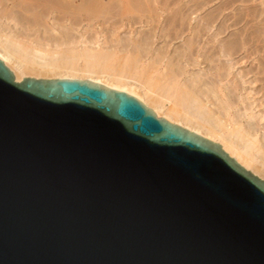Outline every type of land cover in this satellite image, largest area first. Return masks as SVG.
Instances as JSON below:
<instances>
[{
  "label": "water",
  "instance_id": "obj_1",
  "mask_svg": "<svg viewBox=\"0 0 264 264\" xmlns=\"http://www.w3.org/2000/svg\"><path fill=\"white\" fill-rule=\"evenodd\" d=\"M0 264H264V178L126 92L0 60Z\"/></svg>",
  "mask_w": 264,
  "mask_h": 264
},
{
  "label": "bare ground",
  "instance_id": "obj_2",
  "mask_svg": "<svg viewBox=\"0 0 264 264\" xmlns=\"http://www.w3.org/2000/svg\"><path fill=\"white\" fill-rule=\"evenodd\" d=\"M86 1L88 0H0V23H2L0 24V60L6 62V66L11 68L17 82H21L25 77L27 78V75H34L36 78H41L37 76H46L47 74L45 73H48V78L49 74L50 76L52 75V79L78 80V75H76L77 77L75 76L78 67L70 57H56L55 53V55L53 54L54 56L47 55L39 48L27 46L26 41L30 39L28 36L31 35L32 31L30 29L31 32L29 31L30 33L28 36L23 35L26 29H21L23 33L19 32L20 29L18 30L19 26L14 16L15 11L18 10L22 12L28 19L27 22H30L29 25L31 27H39V25L43 23L46 28L47 25L44 24V21L46 18L49 19L51 16L54 17L53 15H64L63 18H66V15L68 13L70 15L71 13L69 11H73V13H71L73 14L72 17L77 15L82 19L83 13L88 9V2ZM152 1L158 2V0ZM96 2L97 0H90L91 4L89 6L92 7ZM134 3L136 4L135 1ZM145 3L143 2V7ZM151 4L156 5L152 2ZM116 6L117 5H114V7ZM137 6L139 7V5ZM105 9L107 10V7ZM134 11H136V8ZM144 11L146 10L144 9L143 12ZM147 11L149 12V9H147ZM147 11L145 13H147ZM102 12H104V10ZM131 13H133V11ZM118 15L121 16L119 13ZM127 16L129 17L128 12ZM145 17L146 18L143 19L148 20L145 23L150 25L158 16L150 14ZM53 19L56 20V18ZM131 19L133 18L131 17ZM178 19L176 21H178ZM55 20L52 21L55 22ZM75 20H77V18ZM134 20L135 19H133V21ZM149 20L153 21L150 22ZM74 21L72 22L74 23ZM121 22L123 23L122 20ZM137 23L139 24V22ZM158 23L156 22V24ZM186 23L187 22L181 21L179 25H176L175 22V25L173 27L170 26V28L165 24L164 28L167 27L168 29H163L162 32H160L162 33V39L164 38L165 40L163 42H166L168 45L167 49L170 43V40L169 42L167 40V36H170V39L172 38L171 35H168L169 30H173L175 40L193 32V36L191 35L192 38L188 37L190 41H186L187 43L184 41L183 46H185V48H182V53L179 52L180 54H177V56L172 55L167 49L166 51H159L161 49H156L154 41L156 36H149L148 32L145 34L148 35L147 37L145 35L144 37H140L142 32L139 33L140 36H138V39L129 40L128 44L123 45L117 50V53L109 52L108 50L84 51L85 70H83L89 74L88 81L106 88L126 92L140 100L157 116L171 121L185 129L194 131L198 135H206L211 141H220L222 149H225L230 155H233L234 158L237 159L236 161H240V165H242L243 168L252 170L256 175L264 178V136H260V124L257 120V116L250 115L249 107L246 105L243 97L237 96L235 88V91H233V88L231 89L230 87L233 92H228V84L225 83L228 74H222L225 69L219 68L217 65H212L217 59L218 62H220L221 58L229 57L230 53H228L227 49L224 47L225 45L222 46V48L221 46L218 48L219 50L221 49L220 53L216 51L217 54L219 53L218 55H216V52L215 54L211 51L208 52L209 48H207V46L210 44V41L207 42L203 40L199 32L194 29L193 31L191 24ZM80 26H82V23ZM152 26H154V28L156 27L155 25ZM152 26L149 28L153 30ZM39 28H41V26ZM226 30H228V28L224 27L220 35ZM155 33L156 32H154V35ZM38 40H40V38ZM30 41L31 40H29V42ZM39 42L37 41L38 45L40 44ZM114 42L116 43V41ZM46 44H43L44 47ZM47 47H49V45ZM182 49L180 48V50ZM237 52L238 51H236V53ZM118 53H122V55L115 60L114 54L117 55ZM173 54H176V52ZM213 57L218 58L214 60ZM200 58L203 61L199 60ZM256 60L257 59H255V61ZM204 64L206 65L205 67H203ZM259 71H261V69ZM34 76L32 78H34ZM245 83L246 82H244V84ZM242 84L243 83H241V85L239 84V86H242ZM239 90L241 91L240 88ZM251 101L252 100H250V102ZM263 111L261 113H264ZM261 113L257 114L261 115ZM238 141H240L239 143L243 142V144H238Z\"/></svg>",
  "mask_w": 264,
  "mask_h": 264
},
{
  "label": "rangeland",
  "instance_id": "obj_3",
  "mask_svg": "<svg viewBox=\"0 0 264 264\" xmlns=\"http://www.w3.org/2000/svg\"><path fill=\"white\" fill-rule=\"evenodd\" d=\"M134 1L136 2V4L134 3ZM134 1L132 0H122V1L121 0H117V1L116 0L115 1L114 0H111V1L110 0H97V2L94 3V5L92 4L93 6L90 7L89 5L91 3H90V0H88L86 1L88 2L87 4L88 9L86 12L83 13L81 17L82 19H80V16L74 15L78 21L75 20L76 18L74 16L72 17L73 14H71L73 13V11H69L71 13L70 15L68 13L66 15V18H63L64 15H57V16L53 15L54 17L51 16L52 18L51 17H49V19L46 18L45 20L46 22L44 21V24L47 25L46 28L44 27L45 25H43L42 23L44 31H43L42 25H39V27L41 26V28L31 27L29 25L30 22L29 21H28L29 23L27 22L28 19L26 18V16L22 12H19L18 10L15 11L14 16H15V21L16 23H18V26H19L18 30L20 29L19 32L23 33L21 29L22 30L26 29L27 31L25 30L24 32L25 34L23 33V35L28 36L29 33L32 31L31 35L28 36L30 38L29 40L31 41L30 42L29 40L26 41L27 46H31L33 48L35 47L39 48L47 55L54 56L56 54V57L72 58V61H74L78 67V70L76 71L77 74L75 73V76L78 75V77L76 76L78 80L79 79L89 80L88 79L89 74H87L84 71L85 70V59H84V54H83L84 51L86 50H99V51L108 50L109 52L117 53V50H119L123 45L128 44L129 40L130 41L136 40L135 38L138 39V36H140L139 33L141 32L142 33L140 37H144L146 32H148L149 36L150 35L156 36L154 40L155 48L161 49L159 51H166L168 45L166 42H163L165 40L164 38L162 39V33L160 32H162L163 29L170 28V26L173 27L175 25V22H176V25H179L181 21L187 22L186 24H191L192 30L194 29V30H197V32H199L203 40L207 42L210 41V44L207 46V48H209L208 52L211 51L215 54L216 51H219L220 53L221 49L219 50L218 48L220 46L222 48V46L225 45L224 47L227 49L228 53H230V56L228 55L229 57L227 58H221L220 62H218V59H217L218 57L217 58L213 57L214 60L216 59L217 60L214 61L212 65L213 66L217 65V67L225 69L224 70L225 73L223 71L222 74L223 75L228 74L226 76L227 80H225V83L228 84V86L226 85L229 89V90L227 89L228 92L230 91L233 92L236 89L235 92L237 93V96L244 98L243 100L245 101L246 105L250 109V115L257 116V120L260 124L259 126L260 136L261 137L264 136V127H263L264 126V119H263L264 115H262L264 113H261L264 110V36H263L264 35V11H263L264 10V0H158V2L152 1V0H134ZM143 2L144 3L146 2L144 7H143L144 5ZM151 2L155 3L156 5L151 4ZM114 5H117V6L114 7ZM137 5H139L140 9ZM146 5L148 6V8ZM130 6H131V9H130ZM106 7H107V10L105 9ZM141 7L143 10L145 9L146 11L147 9H149V12L148 11L147 13H145L146 11L143 12ZM135 8H136V11L138 10L139 11L138 12L134 11ZM103 10L104 12H102ZM131 10L133 11L134 14L131 13L132 12ZM127 12H128L129 17L127 16ZM118 13L121 14V16H119ZM145 14H147L148 16L151 14V15L158 16V17L154 20V22H152L153 20L152 21L149 20L152 23L148 25L147 23H145L148 20L143 19V18H146L145 16H147ZM126 17H128L127 19L129 22L127 21V19H124ZM131 17L135 19L134 21L136 22H134L133 19H131ZM53 18H56V20ZM51 19L55 20V22L52 21ZM177 19L178 21H176ZM121 20L123 21V23L121 22ZM139 20L142 22H140ZM72 21H74V23ZM137 22H139V24ZM156 22L157 23L159 22V23L156 24ZM81 23H82V26H80ZM128 24L130 27L128 26ZM165 24L168 28L167 27L164 28ZM152 25H155L156 27L154 28V26ZM151 26L153 30L155 29L154 31L151 28H149ZM224 27H227L228 30L222 33L223 35L222 34L220 35ZM201 30H202V33H201ZM154 32H156L155 35H154ZM173 33H174L173 30L168 31V35H171L172 38L174 39ZM192 33H190L189 35H186L187 37L183 36L179 39H176V40L174 39L175 41L172 38L170 39V36L169 37L167 36L168 42L170 40V43H171V44L169 43V48L167 50L170 51V53L174 56H177V54L179 55L180 54L179 52L182 53L183 51L182 48H185V46H183L184 41L185 42L190 41L189 38L190 37L192 38L193 36ZM148 35H145V36L147 37ZM39 38L40 40H38ZM37 41L38 42L40 41L39 43L41 44L42 47L40 46V44L38 45ZM114 41H116V43ZM43 44L44 45L46 44L45 47H47L48 45L49 47L45 48ZM258 45H261V46H258ZM180 48L182 50H180ZM82 49H83V52H82ZM236 51L238 52L236 53ZM174 52H176V54H173ZM218 54L216 52V55ZM121 55L122 53H118L117 55L114 54L115 60ZM255 59L257 60L255 61ZM199 60L203 61L201 58ZM230 65L233 67H231ZM205 66L206 65L204 64L203 67ZM8 68L11 70L10 67ZM259 68L261 69V71H259L260 70ZM45 74L47 75L46 76L40 75L37 77H41V78L43 77L45 79H50L52 76V75L50 76L49 74V78H48V73H45ZM29 76L27 75V77ZM33 76L34 75H32L31 77ZM34 78H36V76H34ZM244 82L246 83L244 84ZM241 83H243L242 86H239V84L241 85ZM230 87L231 89L233 88V91L230 89ZM239 88L241 89V91L239 90ZM250 91L251 92L253 91V92L251 93ZM249 99L252 101L250 102ZM257 113L259 114L261 113V115H258ZM239 142L240 141H238V144H243V142L242 143H239ZM224 151L227 154H229L225 149ZM234 159L237 160L236 158ZM249 171L255 174L252 170H249Z\"/></svg>",
  "mask_w": 264,
  "mask_h": 264
}]
</instances>
